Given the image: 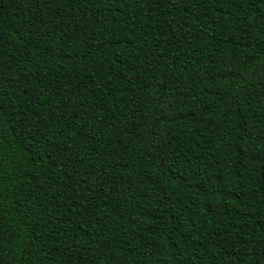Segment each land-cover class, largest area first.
Returning a JSON list of instances; mask_svg holds the SVG:
<instances>
[{"label": "trees", "instance_id": "1", "mask_svg": "<svg viewBox=\"0 0 264 264\" xmlns=\"http://www.w3.org/2000/svg\"><path fill=\"white\" fill-rule=\"evenodd\" d=\"M0 264H264V0H0Z\"/></svg>", "mask_w": 264, "mask_h": 264}]
</instances>
